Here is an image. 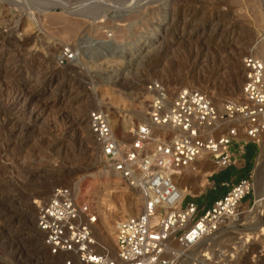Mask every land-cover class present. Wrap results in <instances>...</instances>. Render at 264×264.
<instances>
[{"label": "rangeland", "instance_id": "1", "mask_svg": "<svg viewBox=\"0 0 264 264\" xmlns=\"http://www.w3.org/2000/svg\"><path fill=\"white\" fill-rule=\"evenodd\" d=\"M173 3L168 10L171 24L162 35L164 42L146 49L151 52L142 48L134 52L136 39L151 36L163 22L164 0H0V264H61L41 244L33 205L34 200L47 199L56 187L73 188L78 200L91 206L97 214L94 236L101 238L103 234L114 252L116 224L138 213V194L108 173L98 157L88 131L90 108L107 105L124 114L128 101L150 80L196 87L220 107L240 95L242 59L252 55L264 61V54L256 52L259 45H264V0ZM114 12L123 14V19H110ZM60 14L73 19L74 24L80 20L81 26L76 23L77 29L71 31L62 21L51 22L52 15ZM100 16L104 22L97 20ZM106 31L113 33L116 46L121 45L115 51L104 49L101 41ZM83 32L91 39L84 44L75 68L56 65L54 57L60 48L75 45ZM10 61L18 65V77L8 71L13 63ZM46 64L58 75L56 98L77 89L73 97L79 101L68 110L59 112L60 107H54L48 111L49 104L42 108L44 99L38 93L46 98L44 85L33 88L25 81L26 76L47 72ZM143 98L139 95L136 104ZM138 107L142 106L135 110ZM33 108H45L46 115H31ZM120 121H113L116 130ZM122 130L121 140L129 131ZM254 148H258V157L264 151V135ZM208 163L203 160L198 165ZM187 171L182 173L194 174ZM212 171L215 169L210 167L187 182L176 181L179 188L194 194L197 204L209 207L213 195L205 194L208 186L204 175ZM260 185L258 198L252 193L251 202L240 204L236 228L204 241V250L200 245L196 248L199 255L210 254L211 261L202 264H264V201L256 204L263 197L264 173ZM192 254L195 259V249L186 257Z\"/></svg>", "mask_w": 264, "mask_h": 264}, {"label": "built area", "instance_id": "2", "mask_svg": "<svg viewBox=\"0 0 264 264\" xmlns=\"http://www.w3.org/2000/svg\"><path fill=\"white\" fill-rule=\"evenodd\" d=\"M103 38L105 50L121 46H116L110 31ZM90 39L83 32L75 45L60 48L55 64L75 68ZM241 77L240 95L220 107L196 87L150 80L128 101L124 114L107 105L90 108L88 131L98 157L108 173L138 194L140 208L116 224L112 253L94 236L97 214L91 206L80 202L73 188L56 187L47 199L33 201L36 229L47 254L61 264H179L215 236L253 193L252 175L218 186L206 182L208 192L227 188L210 207L200 206L194 198L187 201L175 177L186 170L194 172L198 160L208 161L216 171L237 166L246 145H260L264 61L245 56ZM139 95L144 98L137 105ZM137 106L143 107L139 122L133 115ZM115 119L132 122L127 138L117 136ZM234 143L236 154L231 151Z\"/></svg>", "mask_w": 264, "mask_h": 264}, {"label": "bare ground", "instance_id": "3", "mask_svg": "<svg viewBox=\"0 0 264 264\" xmlns=\"http://www.w3.org/2000/svg\"><path fill=\"white\" fill-rule=\"evenodd\" d=\"M172 4H174L173 3V0H164V13H165V17H164V20H163V22H160L156 27H155V31L153 32V34L151 35V36H149L148 35V37L146 36V38H139L138 37V39H136V40H138L137 41V45H135V46H133V51L135 52V49H139L140 48V50H141V48L142 49H147L148 48V50L150 49V47L152 46V45H154V44H158V45H161V41L162 42H164L163 41V39H162V35L165 33L164 31H165V29H166V27H168V26H166L169 22H170V18H169V9H170V7L171 6H173ZM43 13V12H42ZM65 13V12H64ZM35 14V13H34ZM49 14H51V13H49ZM67 14V13H66ZM66 14H64V15H66ZM69 14H72L73 15V12H70ZM87 14H89V13H85L84 15H87ZM29 15L30 16H32V12H29ZM74 15L76 16V14H75V12H74ZM60 16L61 17H59V16H57V15H52L51 17H50V20H52L51 22H53L54 21V23H55V21H62L63 23L62 24H64L65 26H66V28L68 29V30H71V31H74V30H76L77 29V25H76V23H78V25H79V22H80V20H79V22H77L76 21V23L74 24L73 22H72V20L73 19H71V21L70 20H68V19H64V18H62V16L63 15H61L60 14ZM77 16H78V14H77ZM103 16V15H102ZM105 16H107V15H104L103 17H105ZM48 17V16H47ZM103 17H98L97 18V20H99V18L103 21V20H105V18H103ZM123 17H124V15L122 14V15H119V14H116V12H114V14H113V16H111V18L110 19H123ZM65 18H68V17H66L65 16ZM83 18V17H82ZM86 19V18H85ZM83 21H85V20H83ZM104 22V21H103ZM58 23H60V22H58ZM82 23V22H81ZM169 24H171V22L169 23ZM79 26H81V25H79ZM99 27V26H98ZM82 28V27H81ZM262 35H260V37H261ZM258 37V36H257ZM232 39V38H231ZM16 40V39H15ZM142 40V41H141ZM258 40V39H257ZM231 41V40H230ZM236 42V41H235ZM24 43V42H23ZM234 43V42H233ZM16 44V43H15ZM14 44V45H15ZM19 44V43H18ZM229 44V43H228ZM261 44V43H260ZM17 45V44H16ZM20 45V44H19ZM129 45V44H128ZM157 45V46H158ZM236 45V44H235ZM54 46V45H53ZM57 46V45H56ZM55 46V47H56ZM52 47V46H51ZM54 47V48H55ZM159 47V46H158ZM58 48V47H57ZM124 48V47H123ZM156 48V47H155ZM19 49V48H18ZM51 49V48H50ZM52 51H55V50H53V49H51ZM57 50V49H56ZM163 50V49H162ZM15 51V50H14ZM51 51V52H52ZM137 51V50H136ZM49 52V51H48ZM138 52V51H137ZM146 52H151V51H147L146 50ZM256 52H258L257 54L258 55H260V54H264V45H259V48H258V50L256 51ZM15 53V52H14ZM166 53V52H165ZM1 54V53H0ZM29 54V53H28ZM51 54V53H50ZM55 54V53H54ZM49 55V54H48ZM47 55V56H48ZM52 55V54H51ZM50 56V55H49ZM148 56V55H147ZM154 56V55H153ZM44 58V57H43ZM47 58V57H46ZM52 58L53 57H51V60H52ZM33 59V58H32ZM37 59H41V58H37ZM49 59H50V57H49ZM30 60H31V57H30ZM44 61H45V63H47V61L45 60V59H43ZM42 60V61H43ZM50 60V61H51ZM16 61V60H15ZM31 61H33V60H31ZM36 61V60H35ZM41 61V60H40ZM49 61V60H48ZM10 62H13V61H10ZM17 62V61H16ZM16 62H13L12 64H10V66H12V67H10V68H8V71L10 72V74L12 75V77L14 76V78L17 76H19L20 75V72H19V69H18V65L16 64ZM229 63V62H228ZM42 64V63H41ZM118 64V63H117ZM230 64V63H229ZM17 65V66H16ZM101 65V64H100ZM110 65V64H109ZM203 65V64H202ZM46 66H47V64H46ZM108 66V65H107ZM7 67V66H6ZM41 67V66H40ZM38 68V67H37ZM107 68V67H106ZM106 68H105V70H106ZM115 68V67H114ZM7 69V68H6ZM46 69L48 70L47 72H45V73H39V74H37L36 76L34 75V76H26V79L27 80H25L31 87H37L39 84H43L44 85V94L45 95H47L46 96V98L45 97H42V96H44L43 95V93L42 94H40L41 93V91H40V93H38L39 95V98L40 99H44V102H43V106H42V108L44 107V106H46V105H50V107L47 109L48 111L50 110H52L54 107H60V111L59 112H62L63 110H65L66 108H70V106H72V105H74L75 103H77L78 101H79V98H77V96H74L73 97V95H76V91H77V89L75 88H72V89H70L69 90V92H67L66 93V95H62L60 98L58 97V98H56V96H55V91H56V88H57V86H55V85H57V84H55L56 83V81L58 80V75L56 74V71L53 69V68H51V66L49 65V66H47L46 67ZM31 70V69H30ZM46 71V70H45ZM19 72V73H18ZM31 72V71H30ZM43 72V71H42ZM28 74V73H27ZM8 76H9V74H8ZM60 77V76H59ZM6 84V83H5ZM229 88V87H228ZM232 88V87H231ZM41 90V89H40ZM228 90V89H227ZM31 91V90H30ZM32 91H34V90H32ZM231 91H233V89L231 90ZM205 94H206V92H204ZM228 93V92H227ZM226 93V94H227ZM78 94V93H77ZM233 94V93H232ZM22 96H24V95H22ZM36 98V97H35ZM1 99V98H0ZM3 99V98H2ZM18 99V98H17ZM42 103V102H41ZM35 107V106H34ZM139 108V107H138ZM142 107H140L139 109H136L135 110V112L133 113L134 114V117H135V119H137L138 118V120L140 119V117L142 118V116H143V110L141 109ZM68 109H66V110H68ZM47 110H45V108L44 109H42L41 110V108H40V110H36L35 111V108H33V109H31V111H30V114L32 115H34V116H36L37 118H41L43 115H46V111ZM53 112V111H52ZM29 114V113H28ZM29 114V115H30ZM36 114V115H35ZM48 114V113H47ZM48 116V115H47ZM43 118V117H42ZM144 118V117H143ZM47 120V119H46ZM119 121V120H118ZM121 122V121H120ZM117 124H119V125H117L118 126V128H117V130H116V134H117V136L118 137H120L122 134H124V132H123V130H122V132H121V127H123V129L124 130H129V128L132 126L131 124V121L130 120H123L122 122H121V124L118 122ZM263 142V141H262ZM261 144V143H260ZM203 160H198L197 161V163H196V170L193 172L194 174L193 175H191L192 173H190L189 171H187L188 173H190V174H188V175H186V174H184V173H182V172H180V173H177V175H176V177H175V179H180V181L181 182H187L188 180H190V179H192V178H194V177H197V175L199 174V173H201V170H208V169H210L209 168V165L208 164H206V165H204V166H202L201 164L200 165H198L199 163H201ZM208 162V161H207ZM100 171V170H99ZM105 171V170H104ZM85 176V175H84ZM94 176H96V175H92V178H94ZM90 178V177H89ZM98 178V177H97ZM95 179V178H94ZM93 179V180H94ZM91 180V179H90ZM105 180V179H104ZM96 181V180H95ZM89 183V182H88ZM88 183H86L87 185H88ZM93 183V182H92ZM94 185V184H93ZM204 186L205 185H201V187L202 188H204ZM200 187V186H199ZM180 191H181V193H182V196H184V195H186V194H190V195H192V196H194V194H192L189 190H186V189H183V188H180ZM200 191H201V189H200ZM263 196V197H262ZM261 197V199L260 200H257L256 201V204H258V203H261V202H263L264 201V193H263V195H262ZM264 203V202H263ZM238 217V215H235V217H233V218H231V219H228L225 223H224V227H222L221 229H220V231L218 232V234L221 236V234L222 233H225L228 229H233V228H236V220H235V218H237ZM235 220V221H234ZM238 222V221H237ZM38 233V232H37ZM217 235V234H216ZM213 237H215V236H213ZM96 238V240L98 241V242H100L105 248H107V249H109L110 250V252H112V253H114V250H112L109 246H108V244L106 243V241H105V238H104V235L102 234V237L101 238H99V236H96L95 237ZM214 239V238H213ZM211 240H212V238H211ZM206 241H209V240H206ZM203 243V242H202ZM208 243V242H207ZM206 243V244H207ZM200 245V249H205V242L201 245V243L199 244ZM198 245V246H199ZM197 246V247H198ZM196 247V248H197ZM196 248H195V254H197V256H196V258L194 259V258H192V256H193V254L192 255H190V256H188V257H186L185 259H184V262H188V263H192V262H196V264H202L204 261H206V258H204L207 254V252H205L204 254L203 253H201L200 255L198 254V253H196ZM198 248V249H199ZM199 249V250H200ZM198 251V250H197Z\"/></svg>", "mask_w": 264, "mask_h": 264}, {"label": "crops", "instance_id": "4", "mask_svg": "<svg viewBox=\"0 0 264 264\" xmlns=\"http://www.w3.org/2000/svg\"><path fill=\"white\" fill-rule=\"evenodd\" d=\"M254 145L253 144H248L245 146L244 148V154L241 156L240 158V162L238 163L237 166H233L230 167L228 169L222 170V171H212L209 174L204 175L206 177V182H208L209 184H222V183H234L237 182L239 179L243 178V177H249L252 175L253 169H254V165H255V158L257 157V154L253 157L251 156V151H253ZM258 150V148H257ZM231 151L236 154L238 151V145L236 143L233 144ZM255 151V150H254ZM209 168L212 167L211 163H208ZM206 193H209L208 189L206 188ZM227 191V188H222V187H218L216 191L211 192L212 193V199H211V203L209 205V207L211 206L212 202L219 198L220 196H222L225 192ZM204 194V195H205ZM195 196H192L190 194H186V200H190L192 198H194ZM201 197V196H200ZM199 198V197H198ZM253 199V197L251 195H249L247 198H245L243 200L244 203H249L251 202Z\"/></svg>", "mask_w": 264, "mask_h": 264}, {"label": "water", "instance_id": "5", "mask_svg": "<svg viewBox=\"0 0 264 264\" xmlns=\"http://www.w3.org/2000/svg\"><path fill=\"white\" fill-rule=\"evenodd\" d=\"M264 173V151L258 155L257 161L254 165V169L252 172V179L254 182V189L253 194L256 196V198L259 197L261 194V178ZM253 232H258V228L254 229Z\"/></svg>", "mask_w": 264, "mask_h": 264}, {"label": "trees", "instance_id": "6", "mask_svg": "<svg viewBox=\"0 0 264 264\" xmlns=\"http://www.w3.org/2000/svg\"><path fill=\"white\" fill-rule=\"evenodd\" d=\"M256 154H257V149L255 150V153H254L253 157H254Z\"/></svg>", "mask_w": 264, "mask_h": 264}]
</instances>
